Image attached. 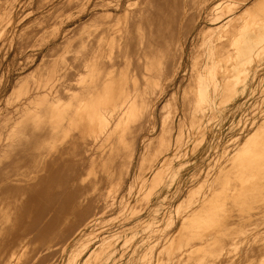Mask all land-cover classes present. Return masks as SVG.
<instances>
[{
  "label": "bare ground",
  "instance_id": "1",
  "mask_svg": "<svg viewBox=\"0 0 264 264\" xmlns=\"http://www.w3.org/2000/svg\"><path fill=\"white\" fill-rule=\"evenodd\" d=\"M163 1L125 0L119 11L92 9L89 17L63 33L56 63L49 64L48 60L58 57L50 48L30 71L12 83L16 88L31 80L32 87L13 103L12 110L0 114V264H57L53 256L66 252L68 244L77 241L83 227L99 214L111 211L126 186L131 189L128 180L135 167L139 186L146 183L142 174L156 159L162 163L152 174L153 183L169 170L170 160L165 153L173 142V116L168 121L170 131L151 160L143 168L138 164L140 157L137 166L135 162L138 145L145 148L158 135V130L151 137L147 133L159 114L161 118L165 105L162 103L158 109V100L178 72L175 64L168 67L167 62L159 63L157 58L170 57L166 47L175 29L173 47L177 49V61L182 60L187 39L179 37L183 20L194 19L192 33L196 38L205 32L216 34L232 28L225 43L226 54L219 58L222 63L212 65L213 71L208 67V75L197 74L196 113L215 103L206 83L210 78L215 87L226 80L228 99L236 97L240 78L236 72L243 71L264 50V7L257 11L264 0H168L161 6ZM100 2L95 0L94 7ZM158 2L155 8L161 10L160 15L151 12ZM204 14L208 24L200 22ZM237 21L241 22L235 26ZM117 23L123 27H116ZM83 26L102 27L99 30L105 39L104 43L99 41V47L106 46L105 50L97 54L91 50V31L74 35V28ZM125 72L126 84L137 87L138 93H131L130 100L117 102L110 91L113 76ZM148 79L158 85L154 95L147 91L149 85L144 87L143 80ZM2 81L0 77V86ZM191 120L197 122L195 117ZM236 148L229 158L234 165L226 174L221 175L218 169L206 182L208 195L194 205L197 208L208 196H215L214 186L221 177L219 214L211 213L208 220H187L195 208L181 212L178 232L164 246L165 259L171 254L170 260L163 264H177L174 258L188 250L191 245L187 242L194 238L201 239V245L206 242V264H239L238 259H243L240 264H264V112L253 134L238 142ZM239 166L249 173L247 181L251 182L247 184L242 176L230 188ZM235 203L246 209L236 210L239 206ZM133 206L129 205L131 210ZM256 211L263 214L262 219L255 216ZM233 250L236 252L231 255ZM173 251H177L174 256Z\"/></svg>",
  "mask_w": 264,
  "mask_h": 264
},
{
  "label": "rangeland",
  "instance_id": "2",
  "mask_svg": "<svg viewBox=\"0 0 264 264\" xmlns=\"http://www.w3.org/2000/svg\"><path fill=\"white\" fill-rule=\"evenodd\" d=\"M100 1L102 6L99 4L98 7H94L95 0L88 2L86 0H0V77L4 81L0 86L1 115L6 114V110H12L13 103L19 101L22 94L32 87L31 80L16 88L13 87L12 83L16 78L30 71L33 68L31 65L35 62L38 63L50 48L56 52L58 57L48 60L49 64L57 62L61 52L62 35L65 31L71 30L80 23V20L84 21L97 8L119 11L125 0ZM253 1L255 0H249V3ZM164 2H168V0L161 2V6ZM158 4L159 2L153 4L151 12L161 13V10L155 8ZM259 6L258 12L264 7V4ZM242 7L238 9L237 14L242 11ZM205 15L200 22L208 24L209 20ZM251 18L250 16L249 19ZM240 22H234L235 26ZM193 24L194 19L189 18L183 20L180 26L179 37L187 36L182 60L177 61V49L173 47L172 37L177 34L175 29L169 39L170 45L166 47V52L170 53V57L168 60L157 58L159 63L167 62L168 67L175 64L178 73L164 92V97L162 96L158 100L159 104H156L158 109L162 103L165 107L162 110L161 118L159 114L155 125H150L147 135L151 137L158 130L157 137L145 148H141L142 145L139 144L136 154L135 166L139 164L143 168L158 151L156 149L160 143L167 137L170 131L168 121L173 116L176 119L172 131L173 142L165 153L168 154L170 160L169 170H165L160 180L153 183V175L159 171V166L162 163L156 159L153 165L142 174V176H146L144 178L146 183L139 186L137 184L139 174L135 167L128 180V185L132 183L133 186V189L132 186L130 189L132 194L129 186H126L117 196L114 207L110 208L111 211L99 214V217L97 216L95 220L83 227L77 241L68 244L66 252L53 256L52 260L57 261V264H69L70 261L71 264H163L164 261L169 262L168 258L171 254L165 259L164 246L166 247V243L167 245L171 243L170 241L178 232L180 213L189 212L194 205H197L199 199L208 195V181L211 180V177L213 178L218 169L222 171L221 175L231 169L234 162L229 158L235 154L238 142L253 134L255 126L260 123L264 112V50L261 51L258 58H254L251 63L245 65V72L244 70L236 72L240 77L238 79L239 89L232 101L230 98L228 99L229 83L226 80L216 87L211 82V78L210 82L206 81L212 89L211 93L215 103L205 106L196 113L194 92L198 84L197 74L208 75L213 66L222 63L219 58L226 54L228 46L225 43L228 42L232 28L218 31L216 34L205 32L196 38L195 32L192 33ZM106 25L101 26L105 27ZM115 26L123 27L122 23H117ZM92 27L74 28V35L78 33L86 35L91 31V50L97 54L106 49V46L99 47V41L104 43L105 36L99 30L102 27ZM22 29L25 30L21 33ZM89 59L93 60L94 57H88L87 60ZM125 77H128L127 72L117 73L113 76L114 82L111 84L110 91L118 99L117 102H122L124 99L130 100L131 93L135 95L138 93L137 87L130 88L126 84ZM143 82L146 83L144 87L150 86L147 91L151 95L156 94L158 85L154 81L148 79ZM158 109L156 110L157 115ZM191 117L197 118V122L194 123ZM178 134L179 138H177ZM162 155H159L160 158ZM138 157H140V162H138ZM250 169L249 166L248 172ZM242 176L246 179L245 182L250 184L251 179L247 181L249 173L245 174L244 168L239 166L238 173L231 179L229 187L232 188L243 178ZM221 181V177L216 181L215 196H208L207 200L199 207H194L195 209L189 212L187 220L195 219V217L197 220H208L211 213L219 214ZM119 201L122 202L118 203ZM226 201L228 206H231V201L229 202L227 199ZM191 202L192 204L187 207ZM135 203L136 206H133ZM129 205L133 206L132 210ZM235 207H238L236 210L246 209L241 203H235ZM190 216L192 217L190 218ZM255 216L263 218V214L259 211H256ZM80 241L82 244L78 246ZM201 243V239L197 238L187 242L191 247L174 258V261L177 264H206L208 254L203 251L206 242L204 241L203 245ZM235 252L236 250H233L230 254L233 255ZM176 254L177 251H173L172 255ZM242 261L243 259H238L239 264Z\"/></svg>",
  "mask_w": 264,
  "mask_h": 264
}]
</instances>
